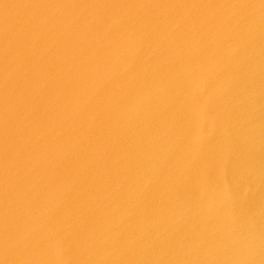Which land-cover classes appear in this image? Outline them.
I'll return each instance as SVG.
<instances>
[{
  "label": "water",
  "instance_id": "water-1",
  "mask_svg": "<svg viewBox=\"0 0 264 264\" xmlns=\"http://www.w3.org/2000/svg\"><path fill=\"white\" fill-rule=\"evenodd\" d=\"M0 264H264V0H0Z\"/></svg>",
  "mask_w": 264,
  "mask_h": 264
}]
</instances>
